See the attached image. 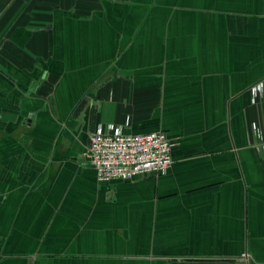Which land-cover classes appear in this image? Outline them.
<instances>
[{"label":"crops","instance_id":"0c3cea01","mask_svg":"<svg viewBox=\"0 0 264 264\" xmlns=\"http://www.w3.org/2000/svg\"><path fill=\"white\" fill-rule=\"evenodd\" d=\"M263 80L264 0H0V264H264ZM110 124L168 172L99 181Z\"/></svg>","mask_w":264,"mask_h":264},{"label":"built area","instance_id":"2783aa9c","mask_svg":"<svg viewBox=\"0 0 264 264\" xmlns=\"http://www.w3.org/2000/svg\"><path fill=\"white\" fill-rule=\"evenodd\" d=\"M251 92L256 101L264 93V80L253 86ZM174 146L164 130L127 133L110 124L106 128L99 126L91 135L87 157L99 181H130L166 174L173 163ZM261 149L264 152V143Z\"/></svg>","mask_w":264,"mask_h":264}]
</instances>
